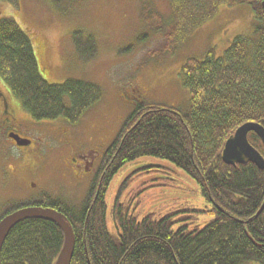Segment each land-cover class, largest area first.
Segmentation results:
<instances>
[{"label":"trees","instance_id":"obj_1","mask_svg":"<svg viewBox=\"0 0 264 264\" xmlns=\"http://www.w3.org/2000/svg\"><path fill=\"white\" fill-rule=\"evenodd\" d=\"M53 1L65 11L64 1L70 6L75 0ZM225 1L250 5L256 19L254 32L235 36L220 57L209 50L204 60L189 59L183 64L180 76L190 92L188 110L150 103L142 93L133 96L131 112L106 150L102 166L108 167L107 175L98 192L96 185L89 187L76 206L59 197L42 200V206L61 210L73 225L70 264H264V208L256 215L264 200V169L252 162L226 164L221 158L225 141L238 126L249 121L264 126L261 1L169 0L167 17L144 2L140 20L156 26L167 41L166 50L174 51ZM140 34V39L148 40V32ZM93 42L82 31L73 34L75 50L83 59L93 56L88 51ZM0 79L36 122L61 119L74 124L102 97L101 88L89 81L69 78L49 83L43 79L28 35L6 17H0ZM248 140L264 156L263 144L254 132L248 133ZM141 158L165 161L183 171L196 182L208 206L161 216L148 212L138 218L132 204L122 200L127 186L122 183L108 208L105 197L113 176ZM162 168L159 162L142 167L146 174L165 173ZM200 213L211 217L204 225L196 224ZM63 238L53 221L24 219L4 240L1 264H53Z\"/></svg>","mask_w":264,"mask_h":264},{"label":"rangeland","instance_id":"obj_2","mask_svg":"<svg viewBox=\"0 0 264 264\" xmlns=\"http://www.w3.org/2000/svg\"><path fill=\"white\" fill-rule=\"evenodd\" d=\"M144 2L169 16V0H75L70 6L64 1L65 11L55 7L53 0H0V17L12 18L28 35L43 79L49 83L81 79L102 90L101 99L74 124L61 119L33 121L15 100L18 117L26 125L22 134L33 138L34 144L19 150L2 142L0 135V216L7 211L3 206L7 200L24 198L30 190L62 196L79 205L86 197L89 180L73 179L66 165L73 152L93 145L103 153L118 136L138 93L150 103L187 111L190 92L180 76L183 64L189 59L204 60L209 50L214 57L222 56L235 36L252 34L256 24L250 5L225 1L171 51L166 50L164 34L140 20ZM77 30L93 37L88 48L91 58L83 59L76 52L73 34ZM142 32L149 33L148 40L140 39ZM135 87L143 88L146 95ZM146 162L163 164L165 173L146 174L142 169ZM163 162L141 158L122 166L106 192L108 208L126 183L122 200L132 204V213L138 218L148 212L161 216L189 207L205 209L208 204L196 182ZM16 174L22 175L25 186L8 187L18 178ZM150 180H155L154 185L148 187ZM210 218L200 213L196 224L204 225ZM106 222L112 230L109 216Z\"/></svg>","mask_w":264,"mask_h":264},{"label":"water","instance_id":"obj_3","mask_svg":"<svg viewBox=\"0 0 264 264\" xmlns=\"http://www.w3.org/2000/svg\"><path fill=\"white\" fill-rule=\"evenodd\" d=\"M261 7L264 14V0H261ZM250 131H253L260 137L264 146V127L257 122L243 123L227 138L222 150L221 158L223 162L230 165L252 162L259 169H264V157L248 141L247 134ZM13 138L20 146L30 144V140L28 139H20L18 136H13ZM263 208L264 200L256 215H258ZM28 218H40L53 221L61 228L64 236L63 244L53 264H70L75 246L74 231L68 218L52 208L38 206L25 207L4 216L0 220V254L3 241L10 229L19 221ZM248 237L252 242L256 243L249 235Z\"/></svg>","mask_w":264,"mask_h":264},{"label":"flooded vegetation","instance_id":"obj_4","mask_svg":"<svg viewBox=\"0 0 264 264\" xmlns=\"http://www.w3.org/2000/svg\"><path fill=\"white\" fill-rule=\"evenodd\" d=\"M14 97L9 94L7 88L4 86L0 87V135L3 136L2 142H8L11 145H14L19 150H28L29 147L33 146L34 139L27 137L26 135L22 134V128L26 127L24 122L18 117V109L16 108V104L14 101ZM19 135L21 138L30 139L31 144L27 146H16L13 140L10 138L9 135ZM100 149L96 146H89L85 149L76 150L73 152L72 159L68 158V163L66 165L73 173V179L75 180H82L88 179L89 183L88 186L92 188L96 185V192L100 189V183L103 182L105 176L107 175V166H102L105 159L106 150H103V153L99 152ZM101 157V159H98ZM22 176V175H21ZM16 174L17 179L8 186H25V183L22 181V177ZM73 183L74 189L77 188L75 183ZM99 184V185H98ZM8 189V188H6ZM46 193H38L35 194L34 191L30 190L27 195L22 197H13L6 201L3 206H6V214L12 212L13 210H17L22 207H29V206H42L43 199H45ZM7 199V198H6ZM10 200H13L10 202ZM9 201V206L7 203ZM69 201V200H67ZM66 201V202H67ZM64 202L65 204H67ZM60 207L62 209H67V207H62L63 205L60 203ZM74 205V203H73ZM62 212L59 209H56Z\"/></svg>","mask_w":264,"mask_h":264}]
</instances>
